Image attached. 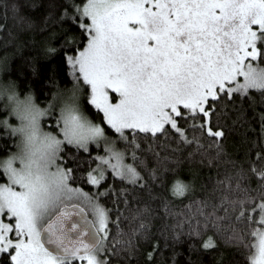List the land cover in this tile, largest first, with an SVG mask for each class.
Returning <instances> with one entry per match:
<instances>
[{
  "label": "snow or ice",
  "instance_id": "1",
  "mask_svg": "<svg viewBox=\"0 0 264 264\" xmlns=\"http://www.w3.org/2000/svg\"><path fill=\"white\" fill-rule=\"evenodd\" d=\"M4 7L13 14L17 9L14 0ZM48 8L46 20L59 9L58 21L78 24L86 39L64 30L61 43L68 48L75 83L60 95L55 131L41 127V117L51 115V101L40 107L30 91L21 98L14 82L0 91L8 111L0 119V136L19 137L13 141L16 151L0 157V262L75 264L79 258L80 264H168L159 256L173 247L175 264L169 238L176 236L161 229L162 248L147 227L155 214L154 186L125 162L129 154L134 161L141 152L158 156L156 141L163 146L161 137H172L178 144L194 143L193 151L204 149L205 139L215 149L214 155L206 149L203 155L209 163L222 161L224 174L217 181L219 199L202 202L211 207L202 213L206 225L211 221L226 232L229 243L243 242L249 264H264V150L249 157L247 167L243 161L238 166L223 143L229 120L231 127L251 128L237 97L253 99L251 90H258L264 102V0H48ZM82 93L102 113L100 123L82 110ZM12 115L19 124L10 123ZM259 121L264 139V112ZM101 141L106 154L89 161L85 190L73 182L76 169L61 163V152L66 145L88 152L90 142ZM108 169L113 177L141 186L131 194L120 191L123 200L114 202L125 207L116 209L115 220L101 202L114 191L102 184ZM159 175L153 171L152 179ZM168 187L182 196L189 183L177 177ZM225 220L228 227L222 228ZM211 246L209 237L204 248Z\"/></svg>",
  "mask_w": 264,
  "mask_h": 264
},
{
  "label": "trees",
  "instance_id": "2",
  "mask_svg": "<svg viewBox=\"0 0 264 264\" xmlns=\"http://www.w3.org/2000/svg\"><path fill=\"white\" fill-rule=\"evenodd\" d=\"M6 2L11 3L13 0H0V24L5 25V28L0 30V85L5 89L14 82L21 98L30 91L35 103L44 106L54 94L69 89L75 83V77L70 72L65 56L68 48L61 43L65 38L64 30L70 28L77 37L83 35L85 39L86 33L70 19L60 23L57 19L59 9L52 10L55 15L46 20L50 11L48 0H14L17 5L15 14L10 7L5 9ZM58 2L71 3V0H58ZM5 14L7 20L4 19ZM76 46L73 44L71 47L74 50ZM79 47H83V40L80 41ZM251 95L253 99L238 96L235 101L238 108L243 106L251 128L245 130L240 126L231 127L229 120L230 128L223 141L227 151L237 160L238 166L239 162L243 161L247 167L248 158L254 159L256 152L264 150V139L260 138L259 133V114L264 112V102L258 90H251ZM80 106L94 122L102 121V113L98 114L97 110L88 104L84 94L80 98ZM5 116H8V111L3 109V102H0V119ZM9 121L14 124V117L10 116ZM112 132L114 131L110 130V134ZM15 139L17 137L5 139L0 136V157L8 154L9 150L14 151ZM161 140L164 142L163 146H160V141H156L158 156L155 152L147 154L141 152L138 154L141 159L135 161L130 154L125 156V160L134 164L141 172L143 179L150 186H154L155 214L150 217V223L147 225L154 240L158 239L163 248L165 237L161 234V229L176 236L174 241L169 238V244L174 246L176 252L175 264H219L220 261L222 264H249V249L245 244L229 243L226 239L227 233L218 231L211 221L206 225V218L202 214L211 211V207L203 208L202 202L206 201L211 205L221 194L217 181L223 178V163L216 160L209 163L208 156L203 155L205 149L214 155L215 149L208 147L207 139L203 141L204 149L199 151H193L196 148L194 143L191 146L178 144L172 137L167 139L161 137ZM144 146L146 147V143ZM117 147L123 149V141H119ZM101 153L100 144H89L88 152L82 148L66 145L61 152V156L64 157L61 163L65 167L75 168L73 182L89 190L83 173L88 170L89 161L94 160L95 156ZM91 166L94 167L95 164ZM153 171L160 174L159 180L152 179ZM177 177L189 183L188 191L182 196H174L169 191L168 186ZM106 180L107 183L102 182L103 187L107 189L108 185H112L114 191L107 193L101 202L111 210V218L115 220L116 209L125 207L122 202L119 205L114 202L117 199L123 200L119 195L120 191L126 189L127 194H131L133 187L139 189L141 186L113 177L111 173L106 175ZM148 198V192L145 190L143 199L148 200ZM124 223L126 224L127 221ZM221 224L222 228L228 227L227 220L222 221ZM110 230L115 231L114 228ZM244 235L248 236V233L245 232ZM209 237L212 238V246L205 249L204 241ZM172 256L173 247H168L164 249V255H160L159 258L162 261L167 259L168 264H173ZM75 264H80L79 258H76Z\"/></svg>",
  "mask_w": 264,
  "mask_h": 264
},
{
  "label": "rangeland",
  "instance_id": "3",
  "mask_svg": "<svg viewBox=\"0 0 264 264\" xmlns=\"http://www.w3.org/2000/svg\"><path fill=\"white\" fill-rule=\"evenodd\" d=\"M76 73H77L76 75L78 76V75H79L78 70H77ZM81 82H82V81H81ZM71 88H72V87H70L69 89H71ZM69 89H67V90H69ZM3 90H4V88H2L1 85H0V91H3ZM67 90L57 92L56 95H54V96L52 97V99L50 100V101L52 102V104H53V107L50 109V113H51V115L41 117V127H42L43 129H45V130H47V131H55V130H56V129H55V117H56L57 115H59L60 95L66 93ZM110 94L113 95V96L116 95L114 92H111ZM82 95H83V93H82ZM82 95H81V96H82ZM80 98H81V97H80ZM6 100H7V96H6V94H5V95H0V102H3V109H5L4 105H5ZM50 101H49V102H50ZM49 102L46 103L44 106H40V105H39V106H40V107L47 108ZM12 117H14V119H15L14 124H19V123H20V121L17 119V117H16L15 115H12ZM49 121H51V124L49 123ZM109 127H110V126H109ZM113 131H114V130H113ZM17 139H19V137H17ZM89 144H97V143H96V142H90ZM99 144L102 146V153H101V154H106V153H105V146H104L103 141H101ZM14 151H16V147H15ZM14 151H13V152H14ZM125 162L128 163V164H130V163L127 162L126 160H125ZM94 167H95V166H94ZM109 173H111V169H108L107 174H109ZM107 174H106V175H107ZM72 203H75V201H73ZM90 218H91V217H90ZM79 260H80V259H79Z\"/></svg>",
  "mask_w": 264,
  "mask_h": 264
},
{
  "label": "water",
  "instance_id": "4",
  "mask_svg": "<svg viewBox=\"0 0 264 264\" xmlns=\"http://www.w3.org/2000/svg\"><path fill=\"white\" fill-rule=\"evenodd\" d=\"M71 210V209H70Z\"/></svg>",
  "mask_w": 264,
  "mask_h": 264
}]
</instances>
